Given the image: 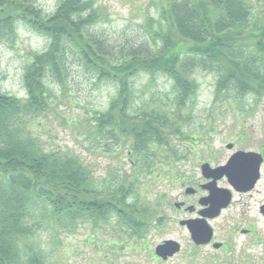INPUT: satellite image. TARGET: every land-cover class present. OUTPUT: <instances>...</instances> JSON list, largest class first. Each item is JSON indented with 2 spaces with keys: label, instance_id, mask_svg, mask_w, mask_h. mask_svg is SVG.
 I'll use <instances>...</instances> for the list:
<instances>
[{
  "label": "trees",
  "instance_id": "obj_1",
  "mask_svg": "<svg viewBox=\"0 0 264 264\" xmlns=\"http://www.w3.org/2000/svg\"><path fill=\"white\" fill-rule=\"evenodd\" d=\"M157 10L155 20L146 19L152 39L159 42L153 50L129 48L110 55L89 31L102 17L93 0H57L50 14L33 0H0V41L16 37L19 26L47 40L45 49L24 66L25 97L0 92V264H52L38 235L71 236L80 222L111 225L112 247L124 249L129 240L145 239L159 220L156 207L141 205L140 177L151 171L156 158L165 162L173 154L179 160L167 139L178 137V126L169 118L182 116L194 101L195 69L216 73V99L233 98L232 93L264 95V16L257 4L160 0ZM70 54L97 81L115 84L108 108L87 112L93 123L85 122L84 129L92 125L101 141L126 151L135 171L98 182L74 152L46 150L31 131L52 112L56 97L50 85L66 84ZM140 73L171 79L174 90L165 95L168 111L161 102L152 110L151 95L143 107L132 104L131 80Z\"/></svg>",
  "mask_w": 264,
  "mask_h": 264
},
{
  "label": "rangeland",
  "instance_id": "obj_2",
  "mask_svg": "<svg viewBox=\"0 0 264 264\" xmlns=\"http://www.w3.org/2000/svg\"><path fill=\"white\" fill-rule=\"evenodd\" d=\"M33 1L44 14H50L57 0ZM93 1L102 17L90 26L89 31L110 55H118L129 48L151 51L159 44L152 39L153 29L147 28L146 19L158 17L160 0ZM251 1L264 16V0ZM46 44V38L23 26L17 28L16 37L0 41L1 93L25 97L24 66L34 53L43 51ZM193 78L198 84L194 101L183 109L182 116L169 118L180 122L173 124L178 126L179 135L187 136L170 134L167 138L179 160L173 154H168L165 162L156 158L152 172L140 177L141 205L149 210L156 207L155 220H159L151 226L146 238L137 243L129 240L128 248L120 249L109 246L111 225L93 227L89 222H80L71 236L45 231L38 235L37 240L45 249L48 261L52 264H264V216L259 212L264 192L234 194L228 208L211 222L215 241L223 244L217 251L210 246H195L187 230L178 224L180 219L188 217L187 212H179L173 207L183 193V178H198L199 166L204 162L220 166L237 150L257 152L264 147V95L255 97L245 93L237 97L232 93L233 98L216 99V73L200 67L194 70ZM65 81L64 87L50 85L56 97L53 110L44 116L43 125H32L31 131L46 150L74 152L98 182L114 180L125 170L128 173L135 171L128 165L126 151L122 152L110 141H101L91 130L92 125L88 130L84 129L85 122H92L87 112L108 108L115 96V84L97 81L72 54L67 57ZM131 81L135 91L134 99H131L134 106L143 107L151 95L152 110L160 102L166 104L163 109L169 110L171 106L165 95L174 90L169 77L157 73L151 79L140 73ZM228 144H232V150L226 148ZM260 171L262 178L257 189L263 190L264 162ZM241 229L251 231L241 234ZM165 240L178 242L180 249L166 260L158 259L153 254L154 249Z\"/></svg>",
  "mask_w": 264,
  "mask_h": 264
},
{
  "label": "water",
  "instance_id": "obj_3",
  "mask_svg": "<svg viewBox=\"0 0 264 264\" xmlns=\"http://www.w3.org/2000/svg\"><path fill=\"white\" fill-rule=\"evenodd\" d=\"M226 147L230 149L232 144H228ZM262 160V156L257 152L239 150L234 152L224 165L212 168L208 163H204L201 168L203 173H208L205 174L207 178H212V185L218 178L226 176L233 189L248 190L253 187L258 179L259 167ZM208 201L210 203L209 214H203L202 217L197 219H186L179 222L180 226L186 228L191 241L197 246L206 245L211 241L213 235L212 228L205 218L218 216L221 209H225L229 205L231 192H211ZM260 213L264 216V205L260 207ZM220 245V243H214L212 247L217 249ZM179 249L178 242L165 240L155 247L154 254L158 258L166 260L168 257L176 254Z\"/></svg>",
  "mask_w": 264,
  "mask_h": 264
},
{
  "label": "flooded vegetation",
  "instance_id": "obj_4",
  "mask_svg": "<svg viewBox=\"0 0 264 264\" xmlns=\"http://www.w3.org/2000/svg\"><path fill=\"white\" fill-rule=\"evenodd\" d=\"M232 149H233V147H232ZM257 152L262 156L263 162H264V147H261L259 150H257ZM263 162H262V164H263ZM204 163H207V162H204ZM204 163L200 164V166H199L198 178L195 179L192 176H189L188 178L187 177L183 178L184 182L181 185L183 187V190L181 192H183V193L181 195H179V201H175L173 203V207L175 208V210H177L179 212L183 211L184 213H186V212L188 213V217L182 218L180 220L197 219V218L202 217L203 214H209L210 213V209H209L210 203L208 201V197L210 196L211 192H231V202H232V198H233L234 194H249V195H251L252 192H264V189L263 190L257 189V183H259V181L262 178L261 171H260L262 164H261L260 169H259L258 179L256 180V182L254 183V185L251 189L235 190L231 187L226 176H222V177L218 178L215 181V183L212 185L211 184L212 178L211 177L207 178L205 176V174H208V173L207 172L203 173V170L201 168ZM208 164L211 165V162H209ZM217 166H219V165H215V166L211 165L212 168L217 167ZM231 202H230V204H231ZM205 203H207V204L205 205ZM262 205H264V202H262L260 204L259 210H260V207ZM226 209L222 210L217 217H213V218L206 217L205 218L206 222H208V224L212 227L211 222L218 219V217L221 215V213L223 211H225ZM250 231H251L250 229H241L240 230L241 234H249ZM212 232H213V235H212L211 241L208 244L203 245L202 247L210 246L212 248L213 244L216 242L214 239L213 227H212ZM218 243H220L221 245L217 249H214L216 251L223 247V244L221 242H218Z\"/></svg>",
  "mask_w": 264,
  "mask_h": 264
}]
</instances>
